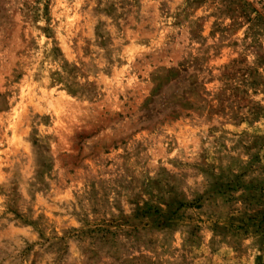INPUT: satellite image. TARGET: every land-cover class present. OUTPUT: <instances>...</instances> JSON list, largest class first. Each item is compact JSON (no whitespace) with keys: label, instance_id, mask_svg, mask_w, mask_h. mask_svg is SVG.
Masks as SVG:
<instances>
[{"label":"rangeland","instance_id":"obj_1","mask_svg":"<svg viewBox=\"0 0 264 264\" xmlns=\"http://www.w3.org/2000/svg\"><path fill=\"white\" fill-rule=\"evenodd\" d=\"M0 264H264V0H0Z\"/></svg>","mask_w":264,"mask_h":264}]
</instances>
